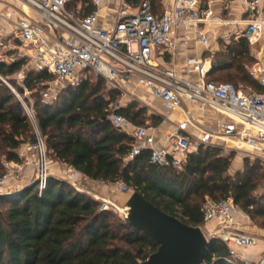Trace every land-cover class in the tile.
Here are the masks:
<instances>
[{
  "label": "trees",
  "instance_id": "obj_1",
  "mask_svg": "<svg viewBox=\"0 0 264 264\" xmlns=\"http://www.w3.org/2000/svg\"><path fill=\"white\" fill-rule=\"evenodd\" d=\"M144 1L150 2L155 11L161 10L162 0H126L133 8ZM80 5L86 13L93 9L92 0H70L68 8ZM220 45L237 64L215 62L216 70L212 71H226L218 79L228 80L238 89L243 83L261 92L259 81L244 68L243 59L250 54L247 39L220 40ZM25 63L0 62V178L5 174L3 160L18 163L19 149L26 139L37 142L34 126L10 83L19 94H24L25 88L34 92L32 108L37 127L47 154L54 160L93 181L124 183L130 191L141 193L190 226L204 224L207 198L221 201L232 197L234 205L264 227V193L257 194L264 179L259 163L246 161L245 171L231 176L234 154L225 155L215 145H200L188 155L182 169L156 166L147 152L131 160L134 138L117 130L109 120L107 106L116 101L118 90L106 91L102 77L97 82L86 78L47 103L43 89L54 75L29 69L22 86L12 82L11 76ZM212 71L206 80L221 83L210 79ZM120 113L137 125L151 119L153 126H159L163 120L157 114L149 115L147 107L135 104L121 108ZM158 248L148 234L134 229L125 217L102 209V203L92 195L55 176L48 177L42 193L34 182L0 196V264H140ZM203 264L236 263L229 262L228 246L215 238Z\"/></svg>",
  "mask_w": 264,
  "mask_h": 264
},
{
  "label": "built area",
  "instance_id": "obj_2",
  "mask_svg": "<svg viewBox=\"0 0 264 264\" xmlns=\"http://www.w3.org/2000/svg\"><path fill=\"white\" fill-rule=\"evenodd\" d=\"M10 0H0L8 4ZM28 6L39 17L20 18L10 36L0 33V62L11 64L26 60L37 71H45L55 76L57 82L68 86H78L86 79L87 72H93L114 85L116 90L123 87L142 88L159 99L165 110H183L185 119L176 131L162 136L163 144L157 141V128L151 124L137 125L120 113V103L112 104L109 120L119 131L127 132L134 138L129 158L132 160L143 152L149 154V161L159 167L182 169L192 152L191 135L188 126L197 130L195 147L217 145V141L243 142L244 147L230 144L228 147L243 149L264 156V71L257 77L261 92L247 94L233 83H216L206 80L210 71L205 60L188 56L182 66L163 65L157 57H174L184 45L188 48L192 40L204 46L210 45V37L205 26L220 24L232 26L230 33L220 36V40L230 42L245 38L251 45L264 40V0H243V14L239 18L230 16L232 0H162L159 12L150 2L144 1L138 7H131L126 0H117L113 18L109 21V11L104 0H92L93 9L85 12L82 6L69 9L70 0H11ZM221 4L226 14L215 17V7ZM0 19L6 18L0 14ZM192 73L198 79L190 78ZM24 77V75H22ZM60 88L49 82L43 92L45 102L56 99ZM183 102L197 105L201 111L213 110L228 120H205L196 118L193 111L184 109ZM28 117L35 126L37 142L34 146L38 154L31 159L25 153V165L36 167L33 182L42 193L49 177L44 141L37 127L33 109L24 106ZM132 130L129 131V128ZM32 146L25 145L27 152ZM21 149V150H23ZM25 165L9 167L0 178V196L10 193L12 181L22 182L18 190L31 183H24ZM82 174L72 167L64 179L79 188ZM119 189L130 191L124 183ZM80 190V189H79ZM108 201L102 209H109ZM204 220L214 223L213 232L207 237H217L229 250V262L236 264H264V249L256 260L248 259L243 250L263 241L237 227L234 201L232 197L215 201L207 198L203 206Z\"/></svg>",
  "mask_w": 264,
  "mask_h": 264
},
{
  "label": "rangeland",
  "instance_id": "obj_3",
  "mask_svg": "<svg viewBox=\"0 0 264 264\" xmlns=\"http://www.w3.org/2000/svg\"><path fill=\"white\" fill-rule=\"evenodd\" d=\"M249 49H250V54L245 57L243 59V64H244V68L246 70V72L249 74V76H251L252 79L254 80H258L257 77L259 76V74L261 72L264 71V40L261 41L260 43L256 44V45H251L249 44ZM225 50L223 46L220 45L219 49L217 51H215L213 53L212 56V68L210 71H212L215 67H214V63H225L223 66L226 65H236L237 61H234L233 59H231L230 57L225 55ZM29 69H32V67L28 64V62L26 61L24 67L22 68V70L20 72H18L17 74L11 76V80L12 82H15V84H18L20 86L23 85V81H24V77L22 75L25 76V74L27 73V71ZM216 70V69H214ZM212 75L210 77V79L215 80L218 79V77L220 75L225 74L226 71H221V72H216V71H212ZM228 72V71H227ZM87 77L88 79H90L92 82H97L101 76H97L96 74H94L93 72H87ZM105 85H106V91L109 89H116L114 87L113 84H111L110 82H108L107 80H105ZM220 81L221 83H225V82H230L228 80H217ZM53 83H55L57 85L58 88H60L59 94L64 91L65 89L71 87L68 86L67 84H63L61 82H57V79L54 77L53 81H51ZM9 85L12 87V90H15V93L17 95V97L19 98V100L22 102L23 107L27 106L30 109H33L32 106L35 103L36 100V96L34 95L33 91H28V89H24V94H19L17 92V90L9 83ZM240 89L247 93V94H252L255 92V90L249 86H247L246 84L240 83L239 84ZM46 88L43 89V92ZM120 95L117 97L116 101L110 102L109 105L107 106V109L110 111V108L112 106V104L115 103H120V106H122L121 108H127L129 105L131 104H135L136 106H140V107H144L146 105H144V103L142 101L139 100L140 96H142L144 93L141 92V90L139 88H135V87H123V89L120 91L119 90ZM44 99V98H43ZM25 108V107H24ZM26 111V109H25ZM150 115V112L148 113ZM30 119V118H29ZM31 121V119H30ZM32 122V121H31ZM33 124V122H32ZM147 124H151L153 125V121L151 119L147 120L145 122L144 125ZM34 126V124H33ZM34 131L36 134V130H35V126H34ZM192 143H193V148H192V152L197 151V148L195 147L196 144V139L192 138ZM30 145L32 146V150L27 152L26 149H23V147L25 145ZM231 143L229 142L228 145H230ZM235 144V143H232ZM36 144L30 139L27 138L26 142L24 144H22V146L19 149V154L20 153H25L26 155H28L29 157H31V159H35L36 157L33 156L34 154H38V149H36L34 146ZM227 143L225 142H221L220 144H218L217 146L221 147L224 150V154L225 155H229V154H234L230 169H229V174L231 176H235L237 173H243L246 169L245 163L246 161H249L250 163H259L262 171H264V156L263 154H259L257 152L255 153H250L248 152L245 148L243 149H236V148H231L228 147ZM238 146V145H237ZM239 148H242L241 145H239ZM23 149V150H21ZM46 161H47V168H48V174L49 176H55L57 178L60 179H64V177L66 176V173L68 170H62L59 172H53V164H56L59 161L54 160L50 155L47 154L46 152ZM20 161L18 163H20L21 165H25L26 162V158L25 157H20ZM16 162H7L6 160L2 161V165L4 166V169L6 171L7 169V164H9V167H16L17 164ZM60 163V162H59ZM24 171H23V179H24V183H28V178H31V174L30 176L25 174L27 172V169L33 168L35 169V176L34 178H36V167L33 166L32 164L30 165H25L23 166ZM22 182H15L12 181L10 183V193L11 194L15 191H17L19 188L21 187L23 184H21ZM80 179L78 180V185L81 191H85L84 189L81 188L80 185ZM95 185V184H94ZM105 187V183L101 182V181H96V185L94 186V190H99L100 188ZM111 190L109 192H107V201L108 203V207L109 209L113 210L114 212H116L117 214H119L122 217H125L126 214V209L122 206V203L124 202V200L126 198L129 197V195L131 193H133L132 191H122L121 189H119V183H115L110 185ZM77 189V188H76ZM86 192V191H85ZM264 193V179L262 180L261 185L259 186L258 190H257V194H263ZM6 194V195H8ZM116 198V199H114ZM96 199V198H95ZM110 199H114L112 200L113 202L109 201ZM117 199L121 202H117ZM98 201H100L102 204L105 202V200H101V199H96ZM234 211H236L237 215H238V223H237V227L240 228L241 230L245 231L246 233L252 234L254 236H256L257 238L263 240L264 239V227L261 226V222L258 221H253L250 219V217L244 213L238 206L234 205ZM202 230L204 231V233L206 235H208L209 232H213L214 229V224L213 223H206L204 222V224L201 226ZM214 239L217 237H213ZM246 251L248 252V248L245 249V255H247L248 253H246Z\"/></svg>",
  "mask_w": 264,
  "mask_h": 264
},
{
  "label": "crops",
  "instance_id": "obj_4",
  "mask_svg": "<svg viewBox=\"0 0 264 264\" xmlns=\"http://www.w3.org/2000/svg\"><path fill=\"white\" fill-rule=\"evenodd\" d=\"M117 6V0H104V7L106 11H109V21L113 18V13L115 11V8ZM230 16L239 18L243 14L244 6H243V0H232L230 5ZM0 14L4 16L6 19H0V33L5 34L7 36H10L9 40H13L11 37V34H13L15 29V24L20 18L23 17H30L35 20H38L39 17L36 13H34L28 6L22 3L18 2H12L11 0L8 2V4L0 3ZM226 14L222 10L221 4H218L215 7V17L221 18L222 16H225ZM233 30L232 26H223L220 24H212L210 26H205L204 31L206 34L210 37V45L204 46L200 42L196 40H192L188 48H185L184 45H181L179 50L177 51L176 55L174 57H157V62L163 65L168 66H175L176 68L182 66V64L185 62L186 58L188 56H197L202 59L211 58L213 53L217 51L220 47V36L223 34L230 33ZM206 68L208 70H211L212 68V61H206L205 62ZM197 73H192L190 78L193 80L198 79ZM141 92L144 94L140 96L139 100L144 103V107L148 108V112L151 114H157L159 116H162L163 120L159 126H156L157 128V141L159 145L163 144L162 136L171 133L177 130L178 125L185 119V113L183 110H176L169 112L164 109L162 102L154 98L151 94H149L147 91H145L142 88H139ZM184 109L193 111L196 118H204L205 120H222L227 121L228 119L221 115L217 114L213 110L207 109L205 111H201L197 105H191L188 102H183ZM132 130V127L129 128V131ZM187 132L189 135H191V139L198 136L197 130L193 128L192 126H188ZM223 141H217V145L220 144ZM230 143H235L234 145H238V142L230 141ZM240 144V143H239ZM216 145V146H217ZM241 145V144H240ZM239 146V145H238ZM242 146V145H241ZM53 172H59L62 170H68L69 166L62 162H57L56 164H53ZM30 176L31 178H28V183H31L35 180V169L30 168L27 169V172L25 173ZM80 185L81 188L84 189L87 193L92 195L96 199L101 200H108L107 199V192L111 190L110 183H105V187L100 188L99 190H94V186L96 185V181L90 180L83 175L80 176ZM95 184V185H94ZM116 199V198H114ZM110 199L109 201L113 202ZM127 199V198H126ZM125 199V200H126ZM120 200V199H119ZM117 199V202H121ZM235 218L236 223H238V215L235 211ZM214 224V223H213ZM264 249V243L263 241H259L256 246L248 248V253L245 255L250 260H256L262 253ZM245 250H243V253ZM245 254V253H244Z\"/></svg>",
  "mask_w": 264,
  "mask_h": 264
},
{
  "label": "water",
  "instance_id": "obj_5",
  "mask_svg": "<svg viewBox=\"0 0 264 264\" xmlns=\"http://www.w3.org/2000/svg\"><path fill=\"white\" fill-rule=\"evenodd\" d=\"M125 219L137 230L148 234L159 248L140 264H203L213 237L201 227L185 224L133 192L124 200Z\"/></svg>",
  "mask_w": 264,
  "mask_h": 264
},
{
  "label": "bare ground",
  "instance_id": "obj_6",
  "mask_svg": "<svg viewBox=\"0 0 264 264\" xmlns=\"http://www.w3.org/2000/svg\"><path fill=\"white\" fill-rule=\"evenodd\" d=\"M240 142H238V145H242V147H244L245 145H244V143L243 142H241L240 144H239Z\"/></svg>",
  "mask_w": 264,
  "mask_h": 264
}]
</instances>
